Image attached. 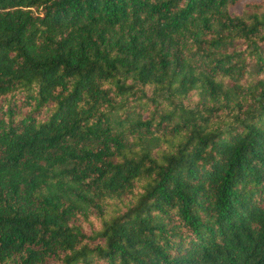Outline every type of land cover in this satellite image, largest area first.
Listing matches in <instances>:
<instances>
[{
	"label": "trees",
	"instance_id": "16d2710c",
	"mask_svg": "<svg viewBox=\"0 0 264 264\" xmlns=\"http://www.w3.org/2000/svg\"><path fill=\"white\" fill-rule=\"evenodd\" d=\"M0 0V264H264V0Z\"/></svg>",
	"mask_w": 264,
	"mask_h": 264
},
{
	"label": "rangeland",
	"instance_id": "374dc122",
	"mask_svg": "<svg viewBox=\"0 0 264 264\" xmlns=\"http://www.w3.org/2000/svg\"><path fill=\"white\" fill-rule=\"evenodd\" d=\"M248 1H258V0H240V1L238 2L237 5H235L234 7L231 8V11H232L233 13H238V12H240L241 9H242L243 4H244L245 2H248Z\"/></svg>",
	"mask_w": 264,
	"mask_h": 264
}]
</instances>
